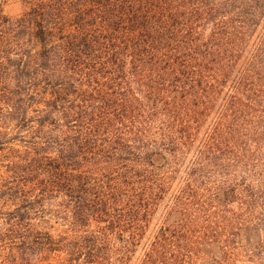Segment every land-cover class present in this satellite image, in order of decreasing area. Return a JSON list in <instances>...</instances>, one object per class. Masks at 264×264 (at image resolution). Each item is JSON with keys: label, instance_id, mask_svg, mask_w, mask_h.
Listing matches in <instances>:
<instances>
[{"label": "trees", "instance_id": "1", "mask_svg": "<svg viewBox=\"0 0 264 264\" xmlns=\"http://www.w3.org/2000/svg\"><path fill=\"white\" fill-rule=\"evenodd\" d=\"M22 1L0 5L6 223L60 216L90 235L62 264H115L110 235L134 252L157 171L182 169L140 264H264V0Z\"/></svg>", "mask_w": 264, "mask_h": 264}, {"label": "rangeland", "instance_id": "2", "mask_svg": "<svg viewBox=\"0 0 264 264\" xmlns=\"http://www.w3.org/2000/svg\"><path fill=\"white\" fill-rule=\"evenodd\" d=\"M0 5L2 6L4 14L10 18H16L20 16L26 9L27 4L22 0H0ZM260 110L261 108L258 107ZM230 123L226 125V131L223 137L229 141H234V130H229ZM214 126L212 125L210 119L206 122L204 127H202L201 135L208 133L206 138L209 140L213 137ZM200 138L196 141L198 143ZM192 155V151L188 158ZM5 158H3L2 153H0V181L7 177L5 172ZM159 176L163 178V190L157 193L154 205L151 207V212L146 220V227L142 238L138 240L135 246L131 247L134 252L125 253L123 244L120 241V237L113 232L110 235L109 249L105 253V257H110L112 263L120 264H140L145 251L150 247L154 236L157 234L160 227L167 224H174L179 221L180 213L175 207L174 197L185 188L184 174L182 169L175 174H171V170L163 169L157 171ZM169 176L171 178H169ZM187 190V189H185ZM222 200V199H221ZM236 204H230L229 207L235 208ZM3 209H6L3 208ZM44 209L48 211V207L44 206ZM4 211V210H2ZM0 216V264H62L67 263L70 259L71 254L78 248L79 241L85 239L88 243L90 240V235L85 234L83 231L86 228H70L68 223L64 221L60 216L55 217L51 213L41 214L40 217H35L32 219L33 223L38 231H41L43 235H36L35 233L16 232L11 226L6 223L7 221ZM105 225V224H100ZM94 224H92V227ZM27 233L30 235L29 239L22 240L21 235ZM81 234V235H80ZM23 235V236H26ZM248 232L246 230L241 231V239L244 242L249 240ZM88 237V238H82ZM24 238V237H23ZM51 241L52 247L44 244L45 242ZM23 242H28V244H23ZM55 249V250H54ZM102 252V251H101ZM124 252V253H123ZM80 256V255H79ZM77 256V258L79 257ZM83 260V257H80Z\"/></svg>", "mask_w": 264, "mask_h": 264}]
</instances>
